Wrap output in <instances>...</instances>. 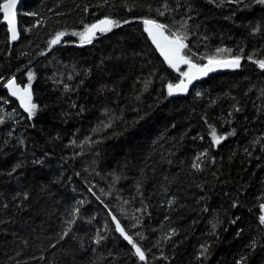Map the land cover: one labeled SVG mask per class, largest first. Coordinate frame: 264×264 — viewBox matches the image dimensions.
<instances>
[{
    "label": "trees",
    "instance_id": "obj_1",
    "mask_svg": "<svg viewBox=\"0 0 264 264\" xmlns=\"http://www.w3.org/2000/svg\"><path fill=\"white\" fill-rule=\"evenodd\" d=\"M2 18L0 264H264V5L28 0L15 41ZM103 19L120 26L83 44ZM144 19L186 32L194 63L240 56L241 70L171 98L184 77ZM13 78L34 117L4 90Z\"/></svg>",
    "mask_w": 264,
    "mask_h": 264
},
{
    "label": "snow or ice",
    "instance_id": "obj_2",
    "mask_svg": "<svg viewBox=\"0 0 264 264\" xmlns=\"http://www.w3.org/2000/svg\"><path fill=\"white\" fill-rule=\"evenodd\" d=\"M209 2H212V0H209ZM230 2L241 3L242 0H230ZM256 2L264 5V0H256ZM0 12L3 13V18L7 22L8 31L11 34V40L15 41L18 38L16 27V0H5V2L0 5ZM161 15H163V13H161ZM142 22L145 25L144 30L148 33V36L151 38L152 43L159 50L168 66L179 72L180 75L184 77V79H182L179 84L173 85L170 83L167 85L169 96L181 92H186L188 89V85L192 82V80L197 79L201 75H207L209 72L215 71L217 68L238 69L241 67L240 56L228 57L224 59L208 57L207 64L199 65L197 63H194L193 60L185 54V49L189 47L186 43V32L172 31L168 35H166L165 30L168 27L167 25L159 23L153 19H144ZM125 23H127V21H125ZM119 26L120 23L116 20L103 19L98 23L86 26L85 32L80 33V36L82 40L86 39L87 43H91L97 32L104 34L107 32H111L113 28ZM186 26L187 25L185 22L182 27ZM64 35V32L57 33L55 38L50 41V43L53 45L60 43L61 38ZM218 52H230V50L218 49ZM254 63H258V66L261 69H264V60H260L258 62L254 61ZM181 65H187L188 71L181 72ZM31 79L32 74L29 73V80ZM5 87L9 89V92L13 97L19 99L21 107L25 112L28 113V116L30 118L36 115L38 106L32 101L30 85L28 88L21 89L16 85L15 80L12 79L7 82ZM212 135L213 140L216 144H219L221 140L224 139V137H218L215 133V130H213ZM196 159L200 160V157L198 156ZM193 167L199 169V164L194 163ZM261 208L264 209V205H261ZM113 219L115 220L116 218L113 216ZM260 221L262 224H264V215L260 216ZM116 230L129 244H131L132 248L135 249V254L139 257V259L141 261H144L145 253L137 245V243L133 241V238L125 232L124 228L121 227L119 221H116ZM64 236H67V232L63 233L61 239H63ZM97 243H99V239L97 240ZM205 251H207V249H205Z\"/></svg>",
    "mask_w": 264,
    "mask_h": 264
},
{
    "label": "water",
    "instance_id": "obj_3",
    "mask_svg": "<svg viewBox=\"0 0 264 264\" xmlns=\"http://www.w3.org/2000/svg\"><path fill=\"white\" fill-rule=\"evenodd\" d=\"M28 0H16V12H17V15H16V27H17V30H18V28H19V12H20V9H21V7L24 5V3H26ZM2 16H3V13H2ZM2 25H5V26H7L8 27V25H7V22L4 20V18H2ZM98 23V22H97ZM99 34H101V33H99V32H97L96 33V35H95V37L97 36V35H99ZM165 34H166V31H165ZM147 35H148V33H147ZM167 35V34H166ZM94 37V38H95ZM149 37V36H148ZM93 38V39H94ZM92 39V40H93ZM149 39H150V41H151V44L153 45V47L159 52V50L156 48V46L152 43V40H151V38L149 37ZM61 40H62V38H61ZM83 44H89V43H87L86 42V39L85 40H83ZM53 45V44H52ZM55 45H57V44H55ZM54 45V46H55ZM159 54H160V52H159ZM161 55V54H160ZM162 56V55H161ZM162 58H163V56H162ZM164 59V58H163ZM166 62V61H165ZM167 63V62H166ZM207 64V63H206ZM242 65H243V61L241 60V67L240 68H238V69H230V68H217L215 71H212V72H209L207 75H201V76H199L197 79H194V80H192V82L188 85V89H187V91L186 92H181V93H177V94H175V95H172V96H170L171 98H175V97H187L189 94H190V92L193 90V88L197 85V84H199V83H202V82H204V81H206V80H208V79H210L211 77H213V76H216V75H219V74H228V73H236V72H239L240 70H241V68H242ZM182 67H187V71H188V66L187 65H181L180 66V68H182ZM172 69V68H171ZM174 70V69H173ZM14 80H15V82H16V85L18 86V87H20L21 89H24L19 83H18V80L16 79V78H13ZM12 80V79H11ZM185 82H187V81H185ZM179 84V83H178ZM4 90L7 92V94H8V96H9V98L12 100V101H14V102H16L17 104H19V106L21 107V104H20V101H19V99H17L16 97H13L12 95H11V93L9 92V89L7 88V87H4ZM22 108V107H21Z\"/></svg>",
    "mask_w": 264,
    "mask_h": 264
},
{
    "label": "rangeland",
    "instance_id": "obj_4",
    "mask_svg": "<svg viewBox=\"0 0 264 264\" xmlns=\"http://www.w3.org/2000/svg\"><path fill=\"white\" fill-rule=\"evenodd\" d=\"M28 88V87H27ZM3 113H4V111H3V109L2 108H0V116L2 117L3 116ZM3 118V117H2ZM1 118V119H2ZM1 121V120H0Z\"/></svg>",
    "mask_w": 264,
    "mask_h": 264
}]
</instances>
